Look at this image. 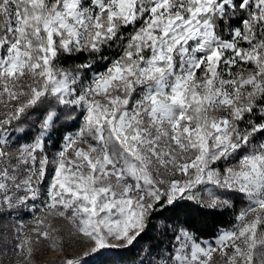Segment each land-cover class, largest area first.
Listing matches in <instances>:
<instances>
[{
    "label": "snow or ice",
    "instance_id": "snow-or-ice-1",
    "mask_svg": "<svg viewBox=\"0 0 264 264\" xmlns=\"http://www.w3.org/2000/svg\"><path fill=\"white\" fill-rule=\"evenodd\" d=\"M0 217V264H264V0H0Z\"/></svg>",
    "mask_w": 264,
    "mask_h": 264
},
{
    "label": "trees",
    "instance_id": "trees-1",
    "mask_svg": "<svg viewBox=\"0 0 264 264\" xmlns=\"http://www.w3.org/2000/svg\"><path fill=\"white\" fill-rule=\"evenodd\" d=\"M102 70V66H101ZM246 204L240 202L236 205L234 211H239ZM234 211L225 212L215 218H209L206 224H197L200 229V235L207 239H214L217 229H229L234 223ZM163 238L156 229H150L149 232L139 240V244L126 249H109L97 254L91 260V264H140L144 259V250L155 248Z\"/></svg>",
    "mask_w": 264,
    "mask_h": 264
},
{
    "label": "rangeland",
    "instance_id": "rangeland-1",
    "mask_svg": "<svg viewBox=\"0 0 264 264\" xmlns=\"http://www.w3.org/2000/svg\"><path fill=\"white\" fill-rule=\"evenodd\" d=\"M35 215L36 216H40L41 212L37 211L35 213ZM32 219H33V217L30 214L29 215H25L23 217L24 222L28 225V229H26V230H30L33 227L32 223H31ZM5 223H7V221L3 217H0V233H3L5 231H10L11 230L10 227L8 229H5L3 227V225ZM52 223H53L54 227H60V228H62V230L65 233L67 232V227L68 226H66L60 220H58V219L57 220H53ZM80 250H81L80 248H78L77 246L73 245L71 248H69L67 250V255H72L74 252L80 251ZM106 250H109V249H106ZM106 250H102L101 252L106 251ZM97 254H95L93 257H90V261L93 258H95L97 256ZM60 256H61V254L56 253V252L52 251L50 248H46L45 247L44 250H43V254H38L36 256V259L39 262V264H50V262L58 261L60 259ZM214 259H215V257H214Z\"/></svg>",
    "mask_w": 264,
    "mask_h": 264
}]
</instances>
